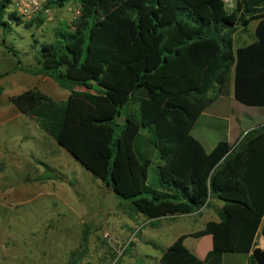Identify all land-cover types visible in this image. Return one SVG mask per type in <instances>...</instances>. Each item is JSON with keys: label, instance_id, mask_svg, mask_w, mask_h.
Returning <instances> with one entry per match:
<instances>
[{"label": "trees", "instance_id": "16d2710c", "mask_svg": "<svg viewBox=\"0 0 264 264\" xmlns=\"http://www.w3.org/2000/svg\"><path fill=\"white\" fill-rule=\"evenodd\" d=\"M70 1L78 15L55 26L31 70L52 77L69 97L57 101L30 88L10 103L127 200L132 215L191 214L220 199L219 220L206 223L210 233L236 252H251L249 264H264V245L254 246L258 228L264 238V146L255 152L264 123L235 145L221 139L209 151L192 134L201 113L228 94L230 79L235 100L264 106V0H234L233 8L223 0H49L47 6ZM8 6L0 0V25L8 24ZM8 17L24 21L14 12ZM255 19V40L233 48L235 31ZM43 20L39 14L25 25ZM70 95L90 104L102 95L108 109L69 127ZM235 217L244 219L234 240ZM159 262L221 264L222 252L210 249L200 259L175 240Z\"/></svg>", "mask_w": 264, "mask_h": 264}, {"label": "rangeland", "instance_id": "374dc122", "mask_svg": "<svg viewBox=\"0 0 264 264\" xmlns=\"http://www.w3.org/2000/svg\"><path fill=\"white\" fill-rule=\"evenodd\" d=\"M12 9L9 6L5 11L8 24L0 25L3 108L10 104L8 97L18 65L24 72L37 67L40 44L52 41L55 26L77 15L78 4L70 1L62 8H53L49 16H43L42 24L32 22L29 26L25 25L27 20L9 18ZM245 33H234V47L246 42ZM69 94L63 90L57 95L62 99L53 98L65 100ZM70 97L69 127L80 123L84 115H105L108 109L102 95L96 104ZM235 103L229 106V112L242 114L247 121L254 108ZM122 119L117 117L116 121ZM206 120L199 118L193 135L199 138L201 131L211 142L223 139L221 131L207 127ZM22 124L18 121L19 127H13L0 121V264H159L160 251L172 241V236L160 235V230L175 234L197 226L185 218L170 224L176 218L167 217L163 220L170 226L161 229L160 223L165 221L150 224L142 214H130L129 202L92 175L56 140L27 117L25 126ZM73 138L79 140L76 130ZM199 139L208 149V143ZM41 175L51 177L42 179ZM198 234V240L216 249L202 233Z\"/></svg>", "mask_w": 264, "mask_h": 264}, {"label": "crops", "instance_id": "0c3cea01", "mask_svg": "<svg viewBox=\"0 0 264 264\" xmlns=\"http://www.w3.org/2000/svg\"><path fill=\"white\" fill-rule=\"evenodd\" d=\"M258 20H252L247 26V29H251L250 32L248 30H236L240 31L242 33H245L247 40L246 42H242L240 44H237L236 47L248 44L252 41L255 40V27L257 24ZM250 27V28H249ZM235 31V32H236ZM248 34V35H247ZM235 39L234 34H233V40ZM243 39V38H242ZM234 44V43H233ZM233 46V48H236ZM20 64V63H19ZM20 68V66L18 65ZM17 68V71H15V74L12 78V85L10 90L12 91L11 94H9V97L12 95H16L21 93L22 91L30 88H36L39 89L40 91L46 93L47 95L51 96L53 98L56 97L58 99H62L58 97L59 93L63 94V90L68 91L67 89L63 88L60 89L58 88L59 85L54 81V79L48 75H44L41 73H35L34 71L28 70L27 72H24ZM9 72H7L8 74ZM230 90L227 95H220L213 103H211L200 115V117H206V125L209 129H214V130H219L221 131V136L224 140H226L229 144L235 145L236 142L243 136V134L248 131L249 129L257 126L258 124H263L264 123V106L259 107V106H249L253 107V111L247 115L246 118L247 121L244 120V116L242 114H234L230 113L228 108L229 106L235 105V98L233 97V90H232V79H230ZM1 87V91H3V86ZM0 91V92H1ZM70 92L68 91V94ZM58 95V96H57ZM8 97V99H9ZM54 99V98H53ZM67 100V97L65 98ZM64 101V100H60ZM240 103L239 101H237ZM242 104V103H240ZM244 105V104H242ZM248 106V105H245ZM237 112V111H236ZM23 116V117H21ZM27 119L31 120L36 126L38 123L25 113L19 111V109L13 105L9 104L3 107H0V121L1 122H10L13 124V127L17 125L18 126V121L22 122L23 126H25V121ZM20 118H23L21 120ZM199 121V120H198ZM198 123V122H197ZM197 125V124H196ZM39 127V125H38ZM196 128V127H195ZM194 128V129H195ZM192 130V134L193 131ZM209 134V133H208ZM199 138H203L205 142L208 143V149L204 146L202 141L198 137H196L203 145L204 149L206 151H209L212 149V147L216 144L217 141H210L209 135H203V132L199 131ZM221 140V139H220ZM203 141V142H204ZM254 145V144H253ZM264 146V138L261 140V143L258 144L255 152H257L259 149H261ZM254 152V153H255ZM251 154L249 159L252 158L254 155ZM211 204V206H210ZM222 201L218 198H211L208 205H205L202 207L199 211L191 213V214H178V215H165L161 216L155 219H148L146 218V223L153 224L154 221H165L163 219L165 218H171L175 217L176 219L171 221L170 224L175 223L177 220L180 219H188L193 222H196L197 226L194 229H191L189 231H179L176 232L175 234L172 232H169L166 234L162 230H160L159 234L160 235H170L172 236L171 240L169 243H167V246L170 245L173 241L178 240L181 243H183L185 246H187L191 251H193L197 257L200 259H203L205 257V254L207 253L208 250L212 248V246H208L206 244H203L202 241L198 240V232L202 233L205 238L210 240L216 249L222 252V263L221 264H249L250 260V255L251 252H236L234 250V245L233 244H225L218 240L216 237H214L208 227L206 226L207 221L213 220V221H218L219 216H218V210L221 209L222 207ZM243 217H235L234 218V225H233V236L234 240L236 239L237 233H238V228L243 220ZM169 222L165 221L164 223H160V228H168L170 226ZM264 245V238L261 234L260 228H258L255 239H254V246L262 248ZM166 246V247H167ZM165 247V248H166ZM163 250V249H162ZM161 250V251H162ZM160 251V254H161ZM160 256V255H159ZM159 259V257H158ZM160 264V262H159Z\"/></svg>", "mask_w": 264, "mask_h": 264}, {"label": "built area", "instance_id": "2783aa9c", "mask_svg": "<svg viewBox=\"0 0 264 264\" xmlns=\"http://www.w3.org/2000/svg\"><path fill=\"white\" fill-rule=\"evenodd\" d=\"M9 6L14 12L23 20H29L36 17L39 14L43 16H49L52 12V7L47 6L49 0H7ZM227 8H233L234 0H223ZM8 6V7H9ZM77 15L79 10L76 11ZM76 16V15H75Z\"/></svg>", "mask_w": 264, "mask_h": 264}]
</instances>
